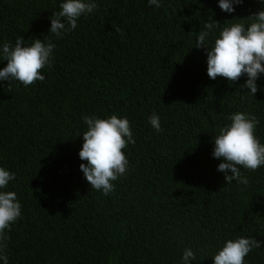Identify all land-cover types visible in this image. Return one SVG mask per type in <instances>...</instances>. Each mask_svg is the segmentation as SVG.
<instances>
[{"label": "trees", "instance_id": "1", "mask_svg": "<svg viewBox=\"0 0 264 264\" xmlns=\"http://www.w3.org/2000/svg\"><path fill=\"white\" fill-rule=\"evenodd\" d=\"M65 0H0V49L24 36L56 47L43 81H0V166L14 172L21 216L6 229L8 264H214L228 239L264 241V165L241 167L249 183L227 184L218 171L215 135L235 112L254 114L264 143V73L258 91L207 74L199 31L219 22L251 23L262 0L228 13L219 0H95L61 38L51 16ZM119 28V31H116ZM45 42H47L45 40ZM7 61L0 58V69ZM160 117L158 133L149 122ZM127 117L135 143L128 169L108 195L91 189L80 169L83 117ZM231 175V170L228 172ZM0 264H4L0 260ZM245 264H264V243Z\"/></svg>", "mask_w": 264, "mask_h": 264}, {"label": "clouds", "instance_id": "2", "mask_svg": "<svg viewBox=\"0 0 264 264\" xmlns=\"http://www.w3.org/2000/svg\"><path fill=\"white\" fill-rule=\"evenodd\" d=\"M264 2V0H262ZM150 5L160 7V0H148ZM243 0H219L222 11L232 13L235 6ZM61 11L51 16L50 33L61 38L66 31L77 27L78 19L85 14L92 13L97 4L95 0H65ZM251 23H233L225 26L209 44V36L219 22H208L205 29L199 31L195 47L205 48L207 52V74L215 80L217 77L235 82L245 74L247 80L241 87L250 89L255 96L258 91L257 79L264 73V10L249 16ZM116 28V31H119ZM45 40L47 42H45ZM56 47L51 39L34 38L29 46L24 44V36H19L15 45L4 43L0 49V58L7 61L0 69V81L22 83L25 87L36 81H43L42 69L51 67L50 58ZM87 124V131L83 133V145L79 151L82 161L80 169L84 173L91 189L108 195L114 190L113 181L123 175L129 160L124 151L129 141L135 143L130 120L125 116L111 115L109 118L96 116L83 117ZM231 123L220 129L215 135L213 156L222 159L218 171L225 173L227 184L234 180L247 185L248 177L242 175L241 167L255 171L264 165V143L256 135L259 119L251 113L235 112L230 117ZM149 122L159 133L161 129L160 117L153 113ZM231 170V175L228 174ZM15 173L0 166V189H5L15 179ZM21 204L15 191H0V260L8 264V257L4 254L8 236L6 229L21 216ZM264 241L254 237H239L228 239L223 247L214 255V264H245V258L253 250L261 248ZM196 259L191 247L184 250L183 264H190Z\"/></svg>", "mask_w": 264, "mask_h": 264}]
</instances>
